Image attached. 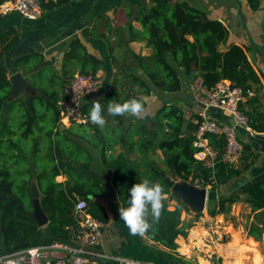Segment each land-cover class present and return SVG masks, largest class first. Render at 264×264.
I'll use <instances>...</instances> for the list:
<instances>
[{"label":"crops","instance_id":"obj_1","mask_svg":"<svg viewBox=\"0 0 264 264\" xmlns=\"http://www.w3.org/2000/svg\"><path fill=\"white\" fill-rule=\"evenodd\" d=\"M174 1L187 2L210 19L222 22L228 29V43L238 44L246 50L259 81L252 83L253 94L250 95L257 97V102L249 105L246 101L250 97H246L242 102L243 109L264 115V0ZM139 2H144L148 10L155 0H70L55 6L48 2L38 19H28L19 12L0 14V45L9 44L0 56V67L7 70L12 82L4 111L17 99L23 100L26 109L32 111L29 101L34 95L58 96L53 105L60 109L57 125L62 131L72 125L61 120L65 84L74 74L80 73L82 66L89 71L95 70L100 85L94 94L87 96L84 104L87 112L93 100H98L105 110L111 100L122 103L130 98L140 100L144 106L140 116L128 121L126 119L129 117H112L105 112L106 123L103 127L89 122L100 127L99 136L103 138V142H98L94 128L74 136L91 156L89 163L78 166L96 172L103 190V196L96 200L107 211L109 221L104 223L102 229L101 249L112 256L153 264H264V230L257 237L249 234V227L253 223L259 227L264 225V213L261 210L252 212L251 204L245 200L250 185L264 177V132L253 130L248 133L245 129L239 130L245 157L235 167L239 172L222 177L217 190L216 201L233 197L235 200L232 205L237 208L236 213L246 211L245 223L240 224V227L225 220L227 212L211 216L205 209L207 219L208 216L218 217L212 231L203 233L199 228L201 226H192L187 236L178 235L175 238L178 247L169 250L155 244L145 235H131L119 217L118 209L125 206L128 193L118 192L113 184V170L102 159L104 141L108 161L122 152L130 160L129 167L133 170L128 176L129 185L125 189L145 180L141 175L145 168L150 171L153 167L157 168L164 178V174L169 176L167 172L170 170L166 165L164 152L158 147L166 132L161 126L159 112L165 105L179 107L183 112L182 130L184 133H191L193 137L195 129H190L189 124L197 123L199 112L203 108L192 96L193 82L201 75L195 66L191 73H187L167 53V59L178 74L182 86L174 92L157 87L148 77L142 65L150 61L152 47L139 34L142 29V24L136 17ZM23 55L38 57L27 64L17 65V58ZM17 75L20 78L15 80ZM50 75L51 82L48 80ZM132 75L147 83L149 94L139 90L133 83ZM56 77L64 85L57 83ZM20 103L14 107L13 115L20 114ZM35 103L37 115L41 116L45 107L42 102ZM210 114L220 122L231 123V118L218 109H211ZM42 122L51 124L49 120ZM129 127L132 128L131 133L125 136L124 133L130 131ZM141 127H144L143 130ZM148 137L152 138V145L144 146V140ZM110 139L113 142L111 148L107 142ZM56 180L64 182L67 176L59 175ZM78 196L76 194V198ZM163 199L169 209L175 208V200H171L168 191L163 194ZM47 224L48 221L40 227L47 230ZM2 251L5 249L0 231V252Z\"/></svg>","mask_w":264,"mask_h":264},{"label":"trees","instance_id":"obj_2","mask_svg":"<svg viewBox=\"0 0 264 264\" xmlns=\"http://www.w3.org/2000/svg\"><path fill=\"white\" fill-rule=\"evenodd\" d=\"M4 1L0 0V4ZM69 1L50 0L49 3L55 6ZM139 5L136 14L142 24L139 34L152 47L150 61L142 66L157 87L171 92L182 88L178 74L167 59V53H170L187 73H191L195 66L208 88L215 86L220 80L228 79L245 90L246 97H250L246 101L249 105L257 102V97L249 96L247 91L252 89L253 82L259 81V77L246 50L238 44L228 43V29L222 22L210 19L187 2L155 0L148 10L144 2H139ZM8 45H0V56ZM37 57L38 55H23L17 58L16 63L27 64ZM94 71H89L85 66L80 69V73L95 74ZM56 79L57 83L64 85L62 80L58 77ZM48 80L52 81V75L48 76ZM132 80L140 91L150 93V88L143 79L132 75ZM11 87L7 70L0 67V231L5 251H17L54 239H67L69 227L74 223L76 194L87 199L90 214L107 223L108 213L96 200L103 196L100 179L96 172L78 166L89 163L91 156L74 138L79 133L94 128L98 142H103V138L99 136L100 127L72 123L70 127L59 130L57 122L60 119V109L53 105L58 96L51 94L49 97L34 95L29 101L32 111L26 109L23 100L17 99L11 102L5 112L4 104L8 101ZM37 101L42 102L45 107L41 116L37 115L35 108ZM242 102L240 108L247 115L251 128L264 132V115L245 111ZM18 103L22 106L20 114L13 115ZM158 117L161 126L166 129L158 147L164 152L166 165L173 175L186 180L200 177L205 184H211L212 190H218L222 177L239 172L223 161L218 162L214 169L207 168L195 158L193 137L191 133H184L182 130L183 112L179 107L165 105ZM42 120H49L51 124L46 125ZM189 127L194 130L197 123L191 122ZM128 129L130 131L124 133L125 136L131 133L132 128ZM210 140L221 155L224 139L210 135ZM107 142L111 148L112 140ZM152 142V138L148 137L143 145H152ZM105 150L104 141L102 159L113 170L115 188L120 193H126L128 188L124 187H128V176L133 170L129 167L130 160L122 152L108 161ZM59 175H66L67 180L57 181ZM141 175L147 180H155L153 183H159L163 194L167 191L171 193L157 168L153 167L151 171L145 168ZM33 179L37 182L41 206L48 218L47 230L40 227L33 216L34 207L30 194ZM174 198L177 199L174 209H169L163 199L160 217L153 220L149 214L147 219L151 227L145 234L155 244L169 250H175L178 247L175 238L178 235L187 236L189 228L194 225L192 222L185 223L182 219L183 211L189 210L186 203L179 196ZM234 200L233 197H226L212 201L208 204V213L215 216L226 212V204ZM245 200L251 204L252 212L261 210L264 213V177L250 185ZM263 230L264 225L259 227L253 223L249 227V234L257 237ZM98 264L114 263L100 261Z\"/></svg>","mask_w":264,"mask_h":264},{"label":"built area","instance_id":"obj_3","mask_svg":"<svg viewBox=\"0 0 264 264\" xmlns=\"http://www.w3.org/2000/svg\"><path fill=\"white\" fill-rule=\"evenodd\" d=\"M50 0H5L0 4V14L19 12L28 19H38ZM100 85L99 78L92 73H76L64 86V99L61 120L80 125L89 124L88 112L82 99L94 94ZM252 95L251 90L247 91ZM192 96L203 108L199 112L197 127L193 133L192 144L195 158L207 168L214 169L223 161L227 166H238L245 157L244 144L239 130L252 133L249 119L240 108L246 98L245 90L228 79L220 80L208 88L201 75L193 82ZM218 109L231 118V123L220 122L210 114ZM210 135L224 139L223 153L213 146ZM191 181L201 188L211 189L197 177ZM203 181V182H202ZM104 222L89 212L86 198L79 195L75 200L74 223L69 227L68 238L54 239L45 244L30 246L17 251L0 252V264H98L112 261L114 264H153L122 256H112L101 249V234Z\"/></svg>","mask_w":264,"mask_h":264},{"label":"clouds","instance_id":"obj_4","mask_svg":"<svg viewBox=\"0 0 264 264\" xmlns=\"http://www.w3.org/2000/svg\"><path fill=\"white\" fill-rule=\"evenodd\" d=\"M143 103L130 98L124 102L111 100L106 110L98 100H93L88 112V119L91 123L103 127L106 123V115L112 117H137L143 112ZM126 195L125 206H120L119 217L125 223L128 231L133 236H144L151 227L147 217L149 214L153 220L158 219L163 207V189L159 183H151L145 179L134 183Z\"/></svg>","mask_w":264,"mask_h":264},{"label":"water","instance_id":"obj_5","mask_svg":"<svg viewBox=\"0 0 264 264\" xmlns=\"http://www.w3.org/2000/svg\"><path fill=\"white\" fill-rule=\"evenodd\" d=\"M19 78L20 76L17 75L15 80H18ZM86 100L87 97H84L82 99L83 104H85ZM130 118L134 117H129L126 119V121H128ZM163 176L167 185L174 191H176V195H178L182 199V201L186 203V205L188 204L201 211L207 205V203L217 200V190H207V188L204 187H197L191 181L182 178L181 179L183 181V185H180V183H178V180L172 179L165 174ZM30 194L34 207L33 216L38 221L39 226H43L47 223L48 218L42 209L40 201V191L35 179H33L30 184Z\"/></svg>","mask_w":264,"mask_h":264},{"label":"rangeland","instance_id":"obj_6","mask_svg":"<svg viewBox=\"0 0 264 264\" xmlns=\"http://www.w3.org/2000/svg\"><path fill=\"white\" fill-rule=\"evenodd\" d=\"M167 173L170 176V178L178 180V183H180V185H183L182 184L183 181H182L181 178H177L175 175H173V173L171 171H168ZM155 179L159 180L158 177H155ZM149 181L151 183H153V181H155V180H149ZM170 191H171V193L169 192V195L173 196V198L171 200H175L173 202V205H175V204L177 205V199H175L174 197H177L178 195H176V193H175L176 191H174L172 188H171ZM226 205H227L226 212L228 214L224 215L225 220L228 223H231L233 225L235 224V226H237V227H240V224H244L245 223V216L247 214L246 211L242 210L241 213L237 214L236 213L237 208H235L232 205V203L228 202ZM187 206H188L189 210L188 211L185 210L182 213V219H184V222L185 223H191L192 222L194 224L193 226H201L199 228L201 229V232H203V233H207L208 230L212 231L213 227L216 225V220H217L218 217L211 218V217L208 216V219H207L206 213H204V211H205V209L208 211V209H207L208 206H207V208L205 206L201 211L196 209L193 206L188 205V204H187Z\"/></svg>","mask_w":264,"mask_h":264},{"label":"bare ground","instance_id":"obj_7","mask_svg":"<svg viewBox=\"0 0 264 264\" xmlns=\"http://www.w3.org/2000/svg\"><path fill=\"white\" fill-rule=\"evenodd\" d=\"M195 233V232H194Z\"/></svg>","mask_w":264,"mask_h":264}]
</instances>
